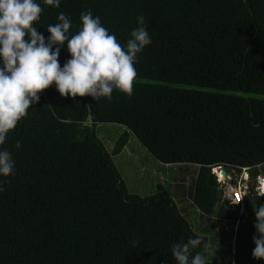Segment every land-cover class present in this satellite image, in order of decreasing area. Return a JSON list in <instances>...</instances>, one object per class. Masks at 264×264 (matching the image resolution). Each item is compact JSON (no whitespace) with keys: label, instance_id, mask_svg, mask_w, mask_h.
I'll return each instance as SVG.
<instances>
[{"label":"trees","instance_id":"1","mask_svg":"<svg viewBox=\"0 0 264 264\" xmlns=\"http://www.w3.org/2000/svg\"><path fill=\"white\" fill-rule=\"evenodd\" d=\"M37 2L34 26L45 37L60 12L74 33L90 11L121 44L143 15L152 43L138 54L130 97H61L53 85L10 131L3 148L15 170L0 192V264H175L171 245L196 237L192 255L208 264H264L251 255L253 209L264 195L250 185L240 213L212 173L249 167L254 179L264 165V0ZM68 58L61 49V66ZM98 123L118 126L111 152ZM131 136L164 165L197 166L186 193L199 211L197 232L166 186L144 196L128 190L113 157ZM216 219L239 221L223 234L226 250L211 242ZM216 246L228 261L212 258Z\"/></svg>","mask_w":264,"mask_h":264},{"label":"clouds","instance_id":"2","mask_svg":"<svg viewBox=\"0 0 264 264\" xmlns=\"http://www.w3.org/2000/svg\"><path fill=\"white\" fill-rule=\"evenodd\" d=\"M42 3L59 8L61 0ZM42 11L37 0H0V192L4 191V178L15 170L13 155L3 145L10 131L28 115L30 105L39 101V93L54 85L61 97L89 96L97 102L102 98L111 100L114 91L130 97L137 76L138 54L152 43L143 15H137V27L131 30L127 42L121 44L102 25L100 17L90 11L80 13L79 27L74 33L69 31L73 28L72 21L60 12L57 22L47 26L45 31L49 35L45 37L34 26L38 25ZM61 49L69 56L62 66ZM21 146L16 141V147ZM217 167L212 168V173L219 183L223 179L214 171ZM247 174L244 179L241 169L234 181L242 178L255 189L261 187L256 183L260 174L254 179ZM260 190L261 194L253 191L264 195ZM240 199L237 197L235 203ZM253 210L256 235L252 238L251 255L264 260V205ZM201 245V237L173 243L171 256L175 264H208L202 252L192 255V250Z\"/></svg>","mask_w":264,"mask_h":264},{"label":"rangeland","instance_id":"3","mask_svg":"<svg viewBox=\"0 0 264 264\" xmlns=\"http://www.w3.org/2000/svg\"><path fill=\"white\" fill-rule=\"evenodd\" d=\"M118 126L115 124H97L96 132L98 135L106 141V149L111 152L112 147L115 144V141H110L111 139H115V134L118 132ZM132 137V136H131ZM117 139V138H116ZM129 145H127L123 151L120 153V156L113 157V160L120 172L122 178L125 180L128 186V190L130 192L137 193L139 195H151L158 190V185L162 184L166 186L172 193L175 201L178 203V207L180 208L181 214L185 216V218L189 221L192 230L197 232L198 223L200 221L199 211L195 206H191V198L189 197L187 192L190 191L192 186L191 176H194V172L197 170V166H190V170L184 172L183 165H164L154 159L141 145L140 143L132 137L129 141ZM127 149V150H126ZM259 169L260 175L264 177V165H261ZM216 171V170H214ZM219 171V170H218ZM220 172V171H219ZM176 175H180L183 181H174V177ZM221 175V174H220ZM238 171L235 170L232 173L231 177H222L219 179H223L218 183L219 188H223L226 191V195L231 196L234 191L237 189L235 185H237L238 180L234 181L237 177ZM222 176V175H221ZM248 177V174H244V179ZM233 179V180H232ZM254 190L261 194L259 187L254 188ZM185 195V196H184ZM225 195V196H226ZM261 205H264V201H261ZM246 215V214H245ZM216 225V233L213 235L211 242L220 243V248L228 249L226 242L222 239L225 231L231 230L230 223L224 224L215 220ZM213 249L215 246H211ZM231 254L233 253L232 247H230ZM209 254L213 259L216 260H229L228 253H220L216 246V249L209 250Z\"/></svg>","mask_w":264,"mask_h":264},{"label":"built area","instance_id":"4","mask_svg":"<svg viewBox=\"0 0 264 264\" xmlns=\"http://www.w3.org/2000/svg\"><path fill=\"white\" fill-rule=\"evenodd\" d=\"M217 169H218L220 172H221V171H225V176H224V177H226V176H227V177H231L232 173L235 172V168H230L229 170H225V169L223 168V166H221V165H219V166L217 167ZM247 172H249V167H247V168H242V173L245 174V173H247ZM217 175H218V173H217ZM249 183H250L249 181H246V180H244V179H242V178H239V179H238V183H237V185H235V188H236L237 190L234 191V192L232 193L231 196L226 195V191L224 190L227 199H229V204H230V206H231L232 208H236L237 206H240V213H242V212H243V209H244V208H243L244 196H245L247 193H249V190H250V188H249L250 184H249ZM256 183H257L258 186H262V183H264V177L258 175V176L256 177ZM237 197H240L241 199H240L239 202L235 203V202L237 201ZM245 217H247V215L244 214V215H243V218H245Z\"/></svg>","mask_w":264,"mask_h":264},{"label":"crops","instance_id":"5","mask_svg":"<svg viewBox=\"0 0 264 264\" xmlns=\"http://www.w3.org/2000/svg\"><path fill=\"white\" fill-rule=\"evenodd\" d=\"M120 131H121V130H120ZM126 150H127V149H126ZM175 165H179V164H175ZM175 165H174V166H175ZM170 166H171V165H170ZM216 220H219V221H221L222 223H224V222H225V223L229 222L228 220H225V219H224V220H222V219H216ZM215 222H216V221H215ZM217 223H218V222H217ZM217 223H215V224H217ZM229 223H230V222H229ZM215 224H214V231H218V230H216V225H215ZM227 226H228V225H227ZM227 226L224 225L225 228H226ZM230 227L235 231L236 226H235L234 224H231V223H230Z\"/></svg>","mask_w":264,"mask_h":264},{"label":"bare ground","instance_id":"6","mask_svg":"<svg viewBox=\"0 0 264 264\" xmlns=\"http://www.w3.org/2000/svg\"><path fill=\"white\" fill-rule=\"evenodd\" d=\"M218 170V169H217ZM222 176H223V174L221 173V172H219ZM259 189H262L263 191H264V183H262V186L261 187H259ZM261 191V190H260Z\"/></svg>","mask_w":264,"mask_h":264},{"label":"water","instance_id":"7","mask_svg":"<svg viewBox=\"0 0 264 264\" xmlns=\"http://www.w3.org/2000/svg\"><path fill=\"white\" fill-rule=\"evenodd\" d=\"M89 121L91 122V116H89ZM222 174H225V171H221ZM253 184V183H252Z\"/></svg>","mask_w":264,"mask_h":264}]
</instances>
